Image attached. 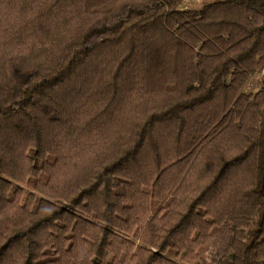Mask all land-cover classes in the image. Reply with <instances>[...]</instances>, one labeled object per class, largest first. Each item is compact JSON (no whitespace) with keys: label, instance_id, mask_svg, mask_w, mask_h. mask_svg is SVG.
I'll list each match as a JSON object with an SVG mask.
<instances>
[{"label":"trees","instance_id":"obj_1","mask_svg":"<svg viewBox=\"0 0 264 264\" xmlns=\"http://www.w3.org/2000/svg\"><path fill=\"white\" fill-rule=\"evenodd\" d=\"M0 0V264H264V0Z\"/></svg>","mask_w":264,"mask_h":264},{"label":"rangeland","instance_id":"obj_2","mask_svg":"<svg viewBox=\"0 0 264 264\" xmlns=\"http://www.w3.org/2000/svg\"><path fill=\"white\" fill-rule=\"evenodd\" d=\"M215 1L219 0H186L180 7V10H198L201 6L213 3ZM264 77V69L252 76L249 81L246 83V85L242 89V94L245 95H253L258 91L259 83L261 78Z\"/></svg>","mask_w":264,"mask_h":264}]
</instances>
